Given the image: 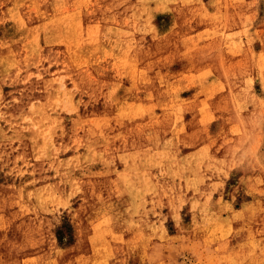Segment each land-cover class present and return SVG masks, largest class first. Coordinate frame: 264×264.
<instances>
[{"label": "rangeland", "instance_id": "1", "mask_svg": "<svg viewBox=\"0 0 264 264\" xmlns=\"http://www.w3.org/2000/svg\"><path fill=\"white\" fill-rule=\"evenodd\" d=\"M0 264H264V0H0Z\"/></svg>", "mask_w": 264, "mask_h": 264}]
</instances>
